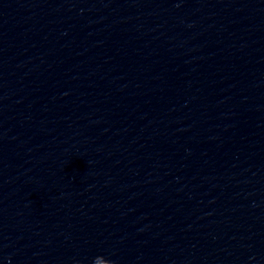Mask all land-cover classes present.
Segmentation results:
<instances>
[{
	"label": "clouds",
	"instance_id": "1",
	"mask_svg": "<svg viewBox=\"0 0 264 264\" xmlns=\"http://www.w3.org/2000/svg\"><path fill=\"white\" fill-rule=\"evenodd\" d=\"M98 257L104 258L103 256H98ZM96 258H97V257H96ZM96 258H95V259H96ZM111 264H112V262H111Z\"/></svg>",
	"mask_w": 264,
	"mask_h": 264
}]
</instances>
